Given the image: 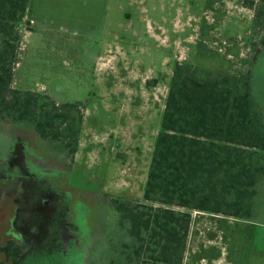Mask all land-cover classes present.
<instances>
[{
  "label": "rangeland",
  "instance_id": "1",
  "mask_svg": "<svg viewBox=\"0 0 264 264\" xmlns=\"http://www.w3.org/2000/svg\"><path fill=\"white\" fill-rule=\"evenodd\" d=\"M35 9L37 24L25 17L20 29L10 87L83 104L70 161L78 172L55 166L42 149L37 156L29 133L0 122V264H86L111 223L100 196L142 201L175 62L244 73L256 56L254 93L264 111V3L36 0ZM75 16L103 27L99 62L71 30L86 26ZM260 201L251 219L193 211L182 264H264V190Z\"/></svg>",
  "mask_w": 264,
  "mask_h": 264
},
{
  "label": "trees",
  "instance_id": "2",
  "mask_svg": "<svg viewBox=\"0 0 264 264\" xmlns=\"http://www.w3.org/2000/svg\"><path fill=\"white\" fill-rule=\"evenodd\" d=\"M28 6L29 0H0V122L31 128L68 162L77 151L83 104L10 87ZM253 61L244 73L174 63L142 201L100 196L103 219L111 223L86 264H182L193 211L257 215L264 111L254 93Z\"/></svg>",
  "mask_w": 264,
  "mask_h": 264
},
{
  "label": "crops",
  "instance_id": "3",
  "mask_svg": "<svg viewBox=\"0 0 264 264\" xmlns=\"http://www.w3.org/2000/svg\"><path fill=\"white\" fill-rule=\"evenodd\" d=\"M35 3H36V0H29V6H28V11H27V14H26V17H27V20L29 21H33V23L37 24V16H36V13H35ZM74 19H76L73 23H78L80 25H83V24H86V26H82V27H79V29H71L73 32L75 33H80V34H84L85 38L90 41V44H88L89 46H91L93 49L92 51L90 52H94V53H90L91 54V57H95L97 56V62H99V59L102 58L101 55L99 54L98 55V52L99 50L95 49L96 48V45L99 43V41H101V38H103V27L101 28L99 24V22L96 24V23H93L92 21H89L87 23H84V22H81L77 16L74 17ZM104 20V18H103ZM104 22V21H103ZM102 23V22H101ZM53 24L52 22H50V25ZM45 25H48V24H45ZM60 26H61V30L63 29L64 31H69V27L68 25H66L65 21L60 23ZM81 29H84L83 31H78V30H81ZM77 33V34H78ZM106 44L109 45L110 43L106 40ZM106 45V46H107Z\"/></svg>",
  "mask_w": 264,
  "mask_h": 264
},
{
  "label": "flooded vegetation",
  "instance_id": "4",
  "mask_svg": "<svg viewBox=\"0 0 264 264\" xmlns=\"http://www.w3.org/2000/svg\"><path fill=\"white\" fill-rule=\"evenodd\" d=\"M91 46L88 48V50H91ZM88 50L85 51V58L86 56H88ZM92 58V57H91ZM52 92L54 93H59L60 90L56 89L55 87L52 89ZM41 94H46V93H42V92H39ZM47 95V94H46ZM58 103H61V102H65L63 99L57 101ZM3 123L4 122H7V121H2ZM10 124V122H7ZM12 126H16V127H22L23 130H25V132L29 133L31 138L34 140L35 143H33L34 146H30L28 150H33V147H35V145H37V147H39L40 149V153L36 152L37 156H41L43 154V152H41V149L44 151V152H47L49 153L50 155H52V159H53V162H55V166L57 167H62L61 169H65L67 170L68 172L72 173V172H78L77 168L73 165H71L72 163L70 161L68 162H64L63 159H64V155L59 152H56V150L52 147V145H50L48 142H46L45 140H41L37 137H35L34 135V131L29 128V127H25V126H21V125H15V124H12ZM10 133H8V136H11V134L9 135ZM15 136V135H14ZM13 136V137H14ZM16 137V136H15ZM43 156V155H42ZM69 160V159H68Z\"/></svg>",
  "mask_w": 264,
  "mask_h": 264
}]
</instances>
